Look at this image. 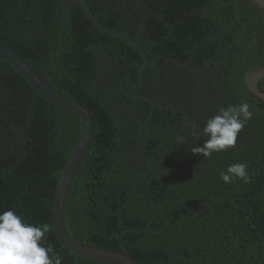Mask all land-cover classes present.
<instances>
[{
  "label": "trees",
  "instance_id": "16d2710c",
  "mask_svg": "<svg viewBox=\"0 0 264 264\" xmlns=\"http://www.w3.org/2000/svg\"><path fill=\"white\" fill-rule=\"evenodd\" d=\"M99 24L137 40L142 56L98 31L80 5L0 0V46L15 52L93 120L87 152L65 196L74 242L121 252L134 264H264V102L246 77L264 67V10L252 0H84ZM264 93V76L256 83ZM253 112L233 148L194 155L193 134L220 108ZM73 112L47 102L0 63V212L47 224L62 264H109L65 250L52 228L60 175L81 132ZM245 163L248 178L220 173ZM117 234H119L117 239Z\"/></svg>",
  "mask_w": 264,
  "mask_h": 264
},
{
  "label": "water",
  "instance_id": "95a60500",
  "mask_svg": "<svg viewBox=\"0 0 264 264\" xmlns=\"http://www.w3.org/2000/svg\"><path fill=\"white\" fill-rule=\"evenodd\" d=\"M55 1L66 12H69L75 5H80L87 18L98 31L114 36L139 51L142 56V65L138 72V81L134 82L127 80L122 82L119 85V92L135 99L145 101L152 106L158 105L160 108L169 107L173 112L181 110L175 109L174 106L170 103L162 105L153 99L140 95H134L125 90L126 85L130 87H139L141 85V83L143 82V71L148 64L145 50L137 40L131 39L118 31L101 26L97 19L91 13L87 3L84 0ZM252 1L259 8L264 10V0ZM0 63H5L10 66L35 91L36 94L41 96L47 102L58 108L75 113L81 120L82 126L80 135L60 175L52 206V228L58 242L65 250L79 257L97 259L109 264H134L128 250L120 243L119 245L122 249L121 252L102 250L74 242L65 234L63 229L62 215L65 196L72 178L74 177L80 162L82 161L85 153L88 150L93 135L94 125L89 112L81 104L55 91L42 77L31 70V68H29V66L23 61L21 57H19L15 52L3 46H0ZM263 76L264 67L259 71L249 74L245 79V83L247 89L256 98L264 102V93L261 92L256 86V83L261 80ZM118 236L119 234H117V239Z\"/></svg>",
  "mask_w": 264,
  "mask_h": 264
},
{
  "label": "clouds",
  "instance_id": "9594fccd",
  "mask_svg": "<svg viewBox=\"0 0 264 264\" xmlns=\"http://www.w3.org/2000/svg\"><path fill=\"white\" fill-rule=\"evenodd\" d=\"M252 116L247 102L220 108L202 129L193 130L197 139L203 137L204 142L202 146H193L191 152L207 158L233 148ZM220 178L226 184L235 180L247 182V165H229L220 173ZM48 231L47 224H29L13 210L0 212V264H62L63 257L52 246L45 247L42 243Z\"/></svg>",
  "mask_w": 264,
  "mask_h": 264
}]
</instances>
